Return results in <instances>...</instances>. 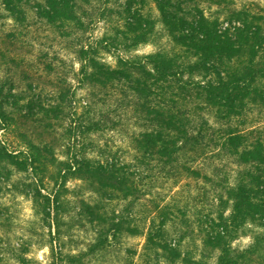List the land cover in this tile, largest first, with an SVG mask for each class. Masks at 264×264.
<instances>
[{"label":"trees","instance_id":"trees-1","mask_svg":"<svg viewBox=\"0 0 264 264\" xmlns=\"http://www.w3.org/2000/svg\"><path fill=\"white\" fill-rule=\"evenodd\" d=\"M111 1L113 6H108ZM152 1L156 16L144 14V0H0L17 19H25L29 7L61 37L74 35L81 84L116 96L118 105L130 113L131 130L125 133L130 159L118 150L93 158L81 147L56 160L58 173L63 181H89L103 199L129 201L130 208L147 194L143 179L150 176L153 163L173 186L190 179L210 185L217 207L204 221L201 239L217 251L215 264H264V5L238 0ZM113 7L120 10L117 22L110 18ZM94 21L106 22L108 28L92 44L82 39ZM158 23L166 45L132 54L138 45L155 41ZM112 48L118 50L113 65L98 55ZM6 94L0 87V131L13 119L6 112ZM93 109V103L86 107L88 113ZM87 123V132L100 129L99 120ZM25 147L12 151L0 139V163L23 171L47 166L42 147ZM220 162L233 168L226 171ZM43 179L36 180L32 199L43 220H57V197L41 192ZM86 206L90 221H103L94 207ZM168 206L154 204L143 227L132 219L111 217L106 228L97 230L96 245L101 248L109 237L126 231L144 237L141 257L148 264H209L202 256L183 252L181 239H167ZM248 223L262 232L248 247L235 249L231 241ZM56 254L53 264L65 258L68 264L80 262V253L64 258Z\"/></svg>","mask_w":264,"mask_h":264},{"label":"rangeland","instance_id":"rangeland-1","mask_svg":"<svg viewBox=\"0 0 264 264\" xmlns=\"http://www.w3.org/2000/svg\"><path fill=\"white\" fill-rule=\"evenodd\" d=\"M238 1L264 5V0ZM143 4L144 14L157 15L152 0H144ZM108 6H113V2ZM113 10L110 18L117 22L120 10L117 7ZM107 28L106 22L94 21L82 40L94 44ZM157 28L155 41L140 44L131 53H150L166 45L159 23ZM73 38L74 35L61 37L58 29L38 20L29 7L25 19L20 20L0 3V87L9 94L5 108L13 118L7 129L0 131V139L12 151L26 150V143L40 146L48 160L47 166L25 171L0 163V264H53L56 260L53 252L62 258L80 253V262L74 264H148L141 257L142 235L117 232L100 248L96 245L97 230L106 228L111 217L129 222L132 219L133 224L135 221L143 227L149 209L154 204L160 207L166 203H169L167 239L176 243L181 239L183 252L202 256L209 264H215L217 251L201 239L205 233L204 221L217 207L212 186L192 179L173 186L162 179L153 163L148 172L152 177L143 179L147 194L130 208L129 201L103 199L91 190L95 185L89 181L61 179L56 160H64L65 153L72 149L83 147L93 158H105L109 150H118L127 160L132 157L125 136L132 126L130 113L118 105L116 96L81 84ZM117 53L113 48L110 52L102 49L98 55L113 65ZM28 103H32L30 108ZM89 103H93L94 109L88 113ZM92 119L99 120L100 129L87 132L85 127ZM220 165L226 171L233 168L230 163L220 162ZM40 179H43L41 192L57 197L54 204L57 220H43L38 203L32 199L39 183L36 180ZM82 202L94 207L103 221H90V210ZM258 232H262L259 226L248 223L238 231L231 246L238 250L248 247ZM62 264H68V260L65 258Z\"/></svg>","mask_w":264,"mask_h":264}]
</instances>
